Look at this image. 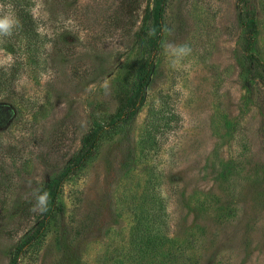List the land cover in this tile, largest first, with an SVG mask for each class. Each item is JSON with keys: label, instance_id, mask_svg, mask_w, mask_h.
I'll return each mask as SVG.
<instances>
[{"label": "rangeland", "instance_id": "1", "mask_svg": "<svg viewBox=\"0 0 264 264\" xmlns=\"http://www.w3.org/2000/svg\"><path fill=\"white\" fill-rule=\"evenodd\" d=\"M123 3L31 0L33 43L17 28L0 38V68L14 72L0 90V264L35 227L17 264H129L143 209L165 221L188 264H264V0H164L144 101L101 132L94 155L61 183L57 211L32 210L34 191L132 91L146 0L132 2L131 25ZM251 14L256 62L241 24ZM185 45L190 53L171 55Z\"/></svg>", "mask_w": 264, "mask_h": 264}, {"label": "trees", "instance_id": "2", "mask_svg": "<svg viewBox=\"0 0 264 264\" xmlns=\"http://www.w3.org/2000/svg\"><path fill=\"white\" fill-rule=\"evenodd\" d=\"M123 15L127 22L130 23L132 12L137 9L132 2L137 0H123ZM3 6H11L12 11L19 20L16 38L24 40L25 43H33L37 37L33 16L30 12L31 0H0ZM164 13V0H146L143 7L142 15L139 21V26L135 31V36L138 44L143 46L139 56V66L136 72L135 80L132 86V91H121L118 96V108L115 117L105 124L94 123L92 128L81 138L80 146L74 155L67 161L64 168L52 178H50L42 188L49 194L48 210L43 214V217H48L59 209L57 198L61 183L75 170L82 167L85 162L90 159L96 150L98 139L101 132L112 127L119 126L126 122L136 113L138 106L142 104L145 98L146 89L149 83L150 76L153 70V58L159 45V37L162 28V20ZM123 17V18H124ZM122 19L119 21L122 22ZM118 19L114 18L115 24ZM114 23V22H113ZM248 31L249 37L245 43V49L250 50L248 58L256 62L258 58L253 53L256 44V22L254 14L243 19L241 23ZM64 41V37H60ZM28 49V48H27ZM9 52H14L13 47H9ZM0 68V90L6 88V83L9 84L13 78L11 68H8V76L6 72ZM7 98H11L10 94H5ZM11 104V103H10ZM152 130H156L154 122L150 123ZM164 209L163 205L159 204L157 208H152V216L159 217ZM144 210V209H143ZM140 211L134 221L129 235V264H188L185 259H182L181 246L177 245L176 239L168 238L163 232V219H147L146 212ZM142 214L145 216L142 218ZM147 219V220H146ZM38 228H33L29 232H25L20 242L19 247L9 257L8 264H17L18 250L29 244L36 238L39 233ZM169 243V245H168ZM183 250V248H182Z\"/></svg>", "mask_w": 264, "mask_h": 264}, {"label": "clouds", "instance_id": "3", "mask_svg": "<svg viewBox=\"0 0 264 264\" xmlns=\"http://www.w3.org/2000/svg\"><path fill=\"white\" fill-rule=\"evenodd\" d=\"M19 27V20L15 17L11 6L3 13L0 14V38L9 37L13 34V30ZM191 49L185 46H180L177 51H173L171 55L176 57L178 54L187 55ZM173 66L176 65V59L172 61ZM35 203L33 205V211H39L45 213L48 210L49 194L46 190L36 189L34 191Z\"/></svg>", "mask_w": 264, "mask_h": 264}]
</instances>
